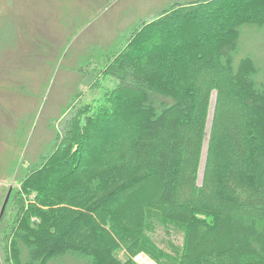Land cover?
Returning a JSON list of instances; mask_svg holds the SVG:
<instances>
[{"label":"trees","instance_id":"16d2710c","mask_svg":"<svg viewBox=\"0 0 264 264\" xmlns=\"http://www.w3.org/2000/svg\"><path fill=\"white\" fill-rule=\"evenodd\" d=\"M244 26L264 31V0H197L140 22L103 69L104 102H70L20 170L8 260L133 264L116 261L119 242L156 264H264V70L235 61Z\"/></svg>","mask_w":264,"mask_h":264},{"label":"rangeland","instance_id":"374dc122","mask_svg":"<svg viewBox=\"0 0 264 264\" xmlns=\"http://www.w3.org/2000/svg\"><path fill=\"white\" fill-rule=\"evenodd\" d=\"M195 1L0 0V264H13L8 260L9 243L2 240L13 227L19 208L10 203L15 197L8 200L9 194L20 190V170L37 163L53 141V121L63 111L68 113L70 102L75 110L104 102L114 84L104 75V68L140 22H148L176 4ZM245 56L253 60L260 76L264 70L263 30L241 28L236 63ZM215 99L213 91L198 186L202 185ZM22 200L18 196L14 201L20 204ZM117 243V262L140 264L137 258L141 256L156 264L145 253L132 255ZM55 264L83 263L63 257Z\"/></svg>","mask_w":264,"mask_h":264},{"label":"built area","instance_id":"2783aa9c","mask_svg":"<svg viewBox=\"0 0 264 264\" xmlns=\"http://www.w3.org/2000/svg\"><path fill=\"white\" fill-rule=\"evenodd\" d=\"M137 259L140 260V264H152L147 259H142L141 256H139Z\"/></svg>","mask_w":264,"mask_h":264}]
</instances>
